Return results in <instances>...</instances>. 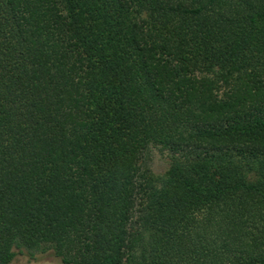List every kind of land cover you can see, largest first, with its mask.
<instances>
[{
  "label": "trees",
  "instance_id": "1",
  "mask_svg": "<svg viewBox=\"0 0 264 264\" xmlns=\"http://www.w3.org/2000/svg\"><path fill=\"white\" fill-rule=\"evenodd\" d=\"M0 264H264V0H0Z\"/></svg>",
  "mask_w": 264,
  "mask_h": 264
},
{
  "label": "rangeland",
  "instance_id": "2",
  "mask_svg": "<svg viewBox=\"0 0 264 264\" xmlns=\"http://www.w3.org/2000/svg\"><path fill=\"white\" fill-rule=\"evenodd\" d=\"M229 86L220 84L219 97H223ZM175 153L163 147L161 144L150 143L143 151L140 158V174L152 172L155 175H163L170 168Z\"/></svg>",
  "mask_w": 264,
  "mask_h": 264
}]
</instances>
